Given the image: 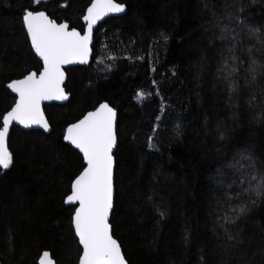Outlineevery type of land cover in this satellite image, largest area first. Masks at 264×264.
Listing matches in <instances>:
<instances>
[{
    "label": "trees",
    "instance_id": "trees-1",
    "mask_svg": "<svg viewBox=\"0 0 264 264\" xmlns=\"http://www.w3.org/2000/svg\"><path fill=\"white\" fill-rule=\"evenodd\" d=\"M91 1L0 0V126L15 103L7 84L41 70L24 11L83 32ZM115 1L126 13L98 26L88 66L66 71L68 102L44 107L51 133L11 131L13 164L0 169L1 264H37L43 251L78 264L74 208L64 201L84 164L63 136L104 102L117 111L110 224L127 263L264 264V198L224 225L234 239L220 227L229 204L256 199L237 197L251 171L240 154L264 168V0ZM224 26L245 60L231 94L217 73ZM143 91L151 97L139 104Z\"/></svg>",
    "mask_w": 264,
    "mask_h": 264
},
{
    "label": "snow or ice",
    "instance_id": "snow-or-ice-1",
    "mask_svg": "<svg viewBox=\"0 0 264 264\" xmlns=\"http://www.w3.org/2000/svg\"><path fill=\"white\" fill-rule=\"evenodd\" d=\"M36 2L39 6L42 0ZM124 11L125 5L115 0H92L91 6L87 8V15L83 17L87 22V29L83 35L75 28L69 30L67 23H57L44 11L27 9L24 11L23 25L30 39L31 48L43 62V67L38 74L35 71L29 72L22 79L13 80L8 84V88L16 93L17 99L11 110L2 116L0 169L7 170L13 164V154L7 146L13 122L24 128L39 126L48 132L50 125L41 110V102L68 98L62 87L65 80L63 66L76 62L87 64L91 53L93 25L109 13ZM237 23H240L239 17ZM257 31L258 29L249 28V32ZM216 39L224 42L220 50L221 62L217 73L227 82L231 94L238 91L237 80L245 63L243 56L236 54L241 41L237 39L235 30L228 26L221 29V34ZM248 53L250 55L251 49H248ZM255 65V60H249L246 69L253 80L257 72ZM138 95L142 97L143 93ZM115 117V110L107 103H101L94 111L70 124L63 136L65 141L82 153L84 162L82 171L72 181L70 194L65 200L67 204L78 205L71 218L78 244L82 246L78 264H126L121 247L113 238L109 223V214L113 208ZM240 155L241 159L248 162L247 167L251 171L248 173L250 176L248 187L242 189L237 197L250 193L256 199L249 198L242 203L229 204L228 211L222 217L224 224L220 225L229 240L235 237L224 225L234 224L250 211L257 200L264 198V168L257 167L256 160L251 154ZM40 264H53L47 251L43 253Z\"/></svg>",
    "mask_w": 264,
    "mask_h": 264
},
{
    "label": "water",
    "instance_id": "water-1",
    "mask_svg": "<svg viewBox=\"0 0 264 264\" xmlns=\"http://www.w3.org/2000/svg\"><path fill=\"white\" fill-rule=\"evenodd\" d=\"M116 2V1H115ZM91 3H92V1H91ZM91 3L89 4V6L88 7H90L91 6ZM87 7V8H88ZM87 8H86V10H85V13H84V16L85 15H87ZM126 13V8H125V11L123 12V13H109L108 15H106V16H103L101 19H99L94 25H93V28H92V40H91V43H90V48H91V53H90V56H89V62L87 63V64H80V63H78V62H76V63H72V64H68V65H64L63 66V70H64V72H65V80H64V83L62 84V87L64 88V84H65V82H66V79H67V74H66V71L68 70V69H70V68H74V67H83V66H88L90 63H91V60H92V55H93V50H92V46H93V42H94V32L96 31V29L98 28V26L100 25V24H102L104 21H106V20H108V19H110V18H117V17H120V16H123L124 14ZM47 15V14H46ZM83 16V17H84ZM62 23H66V22H62ZM82 23H83V25H84V30H83V32H80L81 33V35H83L84 34V31L87 29V22L86 21H84V19L82 18ZM68 24V23H67ZM69 25V24H68ZM24 29H25V32H26V34H27V31H26V28L24 27ZM69 30H71V28L69 27ZM78 31V30H77ZM28 37V36H27ZM28 40H29V43H30V39L28 38ZM30 46H31V43H30ZM33 53H34V55L36 56V58L39 60V62L41 63V70H42V67H43V62L40 60V58L35 54V52H34V50H33ZM39 72H37V74H38ZM20 79H22V78H20ZM19 80V79H18ZM9 83H11V82H9ZM8 83V84H9ZM8 84H7V86H6V88H7V90L10 92V94L15 98V100L17 99V95H16V93H14V92H12V90L10 89V88H8ZM64 91H65V89H64ZM66 93V92H65ZM66 95H67V99L66 100H51V101H42L41 102V110L43 111V113H44V116H45V119L47 120V118H46V115H45V111H44V107L45 106H48V105H53V104H55V105H65L67 102H68V100H69V95L66 93ZM104 103H106V102H104ZM108 104V103H107ZM109 105V104H108ZM14 106V105H13ZM12 106V107H13ZM99 106V105H98ZM97 106V107H98ZM110 106V105H109ZM11 107V108H12ZM96 107V108H97ZM111 107V106H110ZM95 108V109H96ZM111 108H113V107H111ZM94 109V110H95ZM114 109V108H113ZM11 110V109H10ZM9 110V111H10ZM94 110H92V111H94ZM115 110V109H114ZM90 112V111H89ZM115 112H116V117H115V121H114V132H115V136H116V126H117V111L115 110ZM88 113V112H87ZM86 113V114H87ZM85 114V115H86ZM83 117H81L80 119H82ZM79 119V120H80ZM77 122V121H76ZM76 122H74V123H76ZM73 124V123H72ZM70 125V124H69ZM68 125V126H69ZM1 126H2V121H1ZM67 126V127H68ZM14 127H16V128H18V129H20V130H23V131H40V132H42L43 134H45V135H49L50 133H51V128L49 129V131L48 132H45L42 128H40L39 126H32L31 128H24L22 125H18V124H16L15 122H13V124L10 126V132H9V137H10V134H11V131H12V129L14 128ZM66 127V128H67ZM66 130V129H65ZM64 134H65V131H64ZM8 140H9V138H8ZM63 141L67 144V145H69L71 148H73L76 152H78L79 154H80V156L82 157V153H80L79 152V150L78 149H76L73 145H71L68 141H65L64 139H63ZM7 146H8V142H7ZM116 146H117V137H116V144H115V146H114V148H113V158H114V152H115V149H116ZM82 160H83V157H82ZM83 164H84V162H83ZM114 171H115V161H114V166H113V185H114ZM71 191V190H70ZM70 194V193H69ZM68 194V195H69ZM65 200H66V198H65ZM64 203H65V201H64ZM65 205L66 206H68V207H73L74 209H75V207L76 206H78V205H70V204H67V203H65ZM113 206H114V190H113ZM74 209H73V214H74ZM112 210H113V208L111 209V211H110V214H109V223H110V219H111V214H112ZM73 214H72V216H73ZM111 225V224H110ZM72 228H73V231H74V226L72 225ZM111 230H112V228H111ZM74 235H75V232H74ZM75 238L77 239V241H78V237H76L75 236ZM114 238V237H113ZM115 239V238H114ZM118 242V241H117ZM119 243V242H118ZM79 245V244H78ZM120 245V244H119ZM79 247H80V249H81V253H80V255L82 254V246H80L79 245ZM45 251H43L42 253H41V255H40V257L38 258V260H37V264H40V261H41V259L43 258V253H44ZM48 252V251H47ZM121 252H122V249H121ZM49 253V252H48ZM123 254V253H122ZM124 256V255H123ZM49 258L52 260V262H53V264H55V261L52 259V257H51V254L49 253ZM126 261V260H125ZM0 264H1V262H0ZM126 264H128L127 263V261H126Z\"/></svg>",
    "mask_w": 264,
    "mask_h": 264
},
{
    "label": "rangeland",
    "instance_id": "rangeland-1",
    "mask_svg": "<svg viewBox=\"0 0 264 264\" xmlns=\"http://www.w3.org/2000/svg\"><path fill=\"white\" fill-rule=\"evenodd\" d=\"M140 93H143V96L142 97L140 95L137 96V102L139 104L147 102L150 99V97H151V94L148 91H143V92H140Z\"/></svg>",
    "mask_w": 264,
    "mask_h": 264
}]
</instances>
